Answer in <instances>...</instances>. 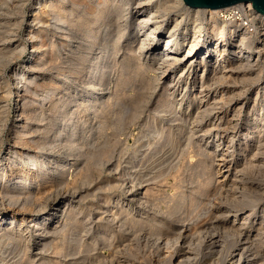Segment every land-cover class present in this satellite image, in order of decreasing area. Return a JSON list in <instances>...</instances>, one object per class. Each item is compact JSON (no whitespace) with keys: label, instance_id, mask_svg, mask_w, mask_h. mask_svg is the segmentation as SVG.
Here are the masks:
<instances>
[{"label":"rangeland","instance_id":"rangeland-1","mask_svg":"<svg viewBox=\"0 0 264 264\" xmlns=\"http://www.w3.org/2000/svg\"><path fill=\"white\" fill-rule=\"evenodd\" d=\"M101 2H104L106 4H110V3L115 4L118 1L117 0H38L36 2L35 0H0V74H1L0 75V85H1L0 92L2 91L0 95L3 93L4 96H7V98L5 99L4 96L1 95V97L2 96L3 97L2 99H0L1 100L0 101L1 102L0 103V148H1L0 157L5 156L7 158L9 156L8 159H4V163H3V168L6 170V174L4 175V177L0 178V205H1L0 214H4L3 212L6 209H10L8 214H12L16 216L17 218V221L14 224V229L12 228L9 230L7 229V226H4L1 228L2 230H0V234L2 235V236L0 235L1 237L0 245L5 246L6 243H8L7 238H9V243H8L9 246H7L1 252L0 264H4V263L11 264V262L13 264L14 263L15 264H60V263L61 264H94V263L95 264H108V262L109 264H115V263L116 264H119V263L120 264H124V263L125 264H208V263L209 264H230L231 260H233V257H235V255L239 254L240 252H243V249H245L246 247L248 249H246L245 255H243L244 256L242 259L243 262L245 261V259L248 258L251 264L252 263L253 264H257V263L264 264V241H263L264 238L263 240L261 239L262 237H264V224H263L264 216L261 217V213H262L261 210H263L264 208L263 204H261V203H264V200H263L264 199V183L260 182V180L264 182V177H263L264 175V161H263L264 160V155H263L264 148L263 147L264 146L261 147L260 144L257 143L256 144L257 151L254 149L250 153V154H253L254 152L256 156L249 158L250 156L249 155L248 156L249 159L246 156H244L243 158H236L235 156L234 157L228 156L227 153L221 152L223 148H224L223 150L227 149L226 151H230L226 145L228 141L230 140L229 138L231 137L232 132L235 129L233 125H230V124L228 125L230 119L233 118V113L236 112V110L242 105V109H241L242 112L240 111L237 113L236 119L238 123L237 126L240 124H243L245 122L244 113L246 110H249V108H251L253 99H255V97L256 98L258 97L257 100L260 99V95L263 92V86H264V62H262L263 60L262 61L258 60V62H255V64L253 63L252 66L247 68V67H244L245 61L243 57L234 58V59H232L230 56L226 57L220 68L224 71V75L227 77L225 78V80H223L220 83L217 81L214 82L213 80L210 81L211 83L208 82L207 89L209 90L210 93H209V97H205V101L207 99H209V101H212L210 100L211 93L216 92L217 96H220L218 98H221V96L226 95L222 97V99H224L223 101L225 102H223L224 104L220 103L219 105H217L216 106L217 109L215 108L216 110L213 109L210 113L200 118L201 116L197 114V112L191 111L189 112L190 114L186 113L183 110V107H184L183 105L180 107L179 111L177 110L174 111L175 109H173V106H177L178 101L180 97L183 95V93L181 95L180 93H176L171 98L170 96L167 95L166 92H164V89H166L165 87L170 77L167 78L165 77V75H162L160 77L159 75L161 74V69L157 70V66L151 63L149 64L146 60H143L142 58L133 60L132 58L133 52H136L137 47L140 45V40H142L147 33L143 30L141 32L137 30L138 35L137 34L134 35L133 32L129 33V36L131 37L130 40H127L131 42L129 45H126L123 42L125 40L124 38L125 36L122 38V40L118 42L117 44L118 48H116V54H114L115 58L114 56L110 58L109 65L107 64L106 66V71L102 72L103 75L99 78V80L102 81L101 84H102L103 91L101 90L102 94L96 97V100L101 97L100 100L98 101L94 100L95 102L93 101L90 104L88 97L84 98V101L82 98L85 95L84 93L85 90L87 89L84 86L87 84H83L81 82H83V79L87 80V78L93 76L91 74H93L94 66H91V69L88 73H86V70H84L85 72L83 73H79L75 77V82H73L71 79L69 80L70 81L69 86L73 84L75 86L74 88L76 89H75V93H72V95L68 96L67 101L64 102V106H66V110L68 111L70 110L71 106L69 103L72 99H74V97H76V94H78V96L79 95L81 96L80 99H78L77 101L78 103L80 102L84 104L85 106L90 105L92 106L91 109L93 110L90 113L89 112L86 113L84 112V108H81V112H80L81 114L79 113V116L78 115L75 116V118H73L69 123L70 125L73 122L80 123V126L78 127L80 131L79 133L77 132L78 134L77 137H79V141L77 142L76 145H73V147L75 148V151H72L70 148V145H71L70 143L74 142L73 141L74 138L68 139V137L65 134H60V135L57 134L58 129L56 127L58 126H56V124L57 123L60 124L61 122L65 121V118H67L68 116V111L66 114L61 116L60 119H58L57 123L52 121L53 118L49 114H47V112H44V113H41L40 118L31 120V122L28 124L29 129L34 132L32 134L31 140L33 142L35 141L37 144L32 143V141L30 140L31 142L28 143V146L26 147L30 148V150H35L34 152H37L38 155L40 156L44 155L43 154L44 151L46 152L49 151L50 155L54 157V161H56L58 158H61V157L67 158V159H76V160L78 159L79 161L75 163L76 165L70 169L64 170L63 172H61V174H50V175L46 174L44 177H41L40 178L41 180L36 182L34 185L29 187L28 189H24L23 192L20 193V195L18 194V196H15L16 201L12 205L6 202V199L8 198L7 195L12 194V190L8 186V183L9 181H11L12 177L19 176V175L13 174L15 172L14 170V168L16 167L15 164L19 163V160L24 158V155L23 156L16 155L15 157L10 156L12 150L20 149V147L16 148L12 146L13 144H16V142L19 141L20 139V138L16 139L15 134H16V131L21 130V124H24L25 121L30 117L32 113L31 112L32 110H31L27 112L24 117L18 116V113L15 112L16 106L14 105L16 103L15 97L13 96L14 95L13 92L15 90L12 89V87L16 84V78L19 76L20 73L24 72L27 69V64L29 63V61H31V59H34L35 57L38 56L37 53L33 52V47L31 46L32 44L31 40L34 39L35 41V38H36V42L51 41L52 46H54L53 52L50 51L48 53L47 60L45 62V67L40 68V72L45 71L44 73L42 72V75H46L45 78H43L40 83L43 82V84H45L48 81H50L54 84L52 87V90H50L47 93L48 97L47 96L45 97L47 100L49 96L52 95V91L54 92L58 90L59 78L63 77L64 75L72 74L79 65H82L81 63H85V66H83L84 68H89L90 62L87 61V57L84 53H87L88 51H90L91 46L89 47L87 46L86 49H84L85 43H83L84 41L79 43V38L85 39L88 36L87 23L89 22L90 19H93L92 9H95ZM137 2L138 0H133V2L131 1V4L129 5L130 9L128 10L129 13L126 16V19L125 18L123 20L120 19L121 25L126 24L127 26H135V25L137 26V24H135L136 19L132 16L134 13V10L137 7V4H136ZM65 3L67 4V7H71L72 9L75 8L76 10L77 9L83 10L82 12L77 13V14L82 15V16H79V18H81L83 22L78 24L79 25L78 26L77 25L78 18H74L71 15L66 16V18H68L70 21V26L72 27L74 25L75 33L69 34L67 40L64 42L61 40V37H63L64 35L63 29L58 28L57 26L60 24V22L54 21L55 19H53V17L55 16V13L59 11L58 9H60V7L64 5ZM34 5H38L35 10L32 9V6ZM83 5L85 6L83 7ZM228 12L229 11H226L220 14L221 18L230 19L231 14L230 12L229 13ZM35 13H37L38 15V18L36 20H34L31 17V15ZM117 14L119 15L118 12ZM203 17L206 18V15H204ZM242 21L246 22L245 19H242ZM13 22H14V25H13ZM247 25H248L247 26L248 33H246V37L248 39L246 38L245 40L246 43L245 42L244 43L246 45L253 47L252 49L257 50V45L258 46L261 44L263 45V42H264L263 41L264 40V24H261L260 26L255 27V26H252V24L249 22L247 23ZM123 26H121V28H123ZM172 26H173V22L171 21L168 23V26H165L161 29V31L156 35V37L160 39V41L165 40V38L167 37V33H168L167 30L171 28ZM249 27L251 28V30ZM190 28L193 29V25H191ZM12 31L15 32V34ZM40 31L44 32L45 34L38 35ZM191 31L192 30H188L185 36L178 37L177 39H175V41H178V43L184 40L182 45L178 46L179 48V52L177 54L178 56H181L185 53V46L191 40V33H192ZM8 36H9V41L7 40ZM112 36H114V39H115L117 38L118 33L113 32ZM204 36L207 38L209 35H204ZM100 39L102 41L105 40L104 43L107 42L106 41L107 37L106 36L104 37V33L102 34V37ZM88 40L91 41L92 37L91 38L88 37ZM202 41L204 40L200 38L194 44L200 43ZM28 46L30 47V50ZM80 47H84V48H80ZM104 47L105 46H102V53L100 54V57L101 56L103 57V55L105 54L103 52V50L105 49ZM151 47L153 46L150 45L149 48ZM194 47H197V46H194ZM221 48L222 47L217 48V50H215L213 54L216 55L220 53L223 50V48L222 49ZM231 48H228V49H231ZM130 50L131 52H129ZM89 55L95 56L93 51L88 52L87 56ZM29 56L31 58H28ZM68 57L70 58V64H67V67H65L66 66L65 61L68 59ZM162 57L163 56L160 57V60L162 62L167 59L165 56L163 58ZM6 58H8V60H6ZM51 59L53 60L51 61ZM106 59L107 58H104L101 64V67L104 65V62L106 61ZM168 64L166 62L163 63L161 65V68L164 69L165 66H167ZM232 65H233V68L231 67ZM241 65L243 67H241ZM227 66L229 67L228 70H227L228 68ZM153 67H155V69ZM237 68H240V70ZM180 69L181 67L180 68L175 67L173 71V75L175 76L177 74V70H180ZM112 74H114V76H112ZM199 74L201 73L198 72V75ZM247 74H249V76ZM229 75L230 77L232 76V78H229L228 80ZM232 79L238 80V81L236 82V81H233ZM94 80L95 79L92 80L93 84H95ZM196 80L197 82H199V76L196 77ZM24 81L25 80L23 79L22 82ZM188 81L186 84L187 87H189L190 85V80ZM197 82H195V85H203L204 79L202 82L201 81L199 83ZM238 82L240 83V85L238 84ZM252 82L253 83L255 82V83L253 84ZM153 84L155 87L153 86ZM2 85L4 86V88ZM182 88L180 89L181 92L183 91ZM195 89L197 91L198 87H196ZM93 90L94 89H92V91ZM255 91L258 92V95H256ZM195 92H192V93L190 92L188 94L187 93L185 94H187L189 97H192L191 99H193V96H195ZM211 97H213V95ZM228 100H229V103L227 104ZM28 101L29 99L27 97L21 100L22 108L27 107ZM32 106H33V112H35V109H37V112L43 109L42 106L41 107L38 105L36 106L32 105ZM122 111L124 113H122ZM119 112L122 113V115L121 114L119 115ZM187 117L188 119H186ZM184 118L186 120V123H182L184 122ZM85 120L87 122L84 124L83 122ZM99 120H102V121L100 122ZM218 124H219V127H218ZM189 125H191L190 126L191 128L189 127ZM204 126L205 127L207 126V129ZM196 127L198 130L195 129ZM179 130H180V133H177L179 132ZM191 131H192V137H191ZM239 131L240 132L238 133L240 134L243 131V129ZM160 134H162L163 136ZM46 135L54 137L55 141L49 144L48 146H46L47 150H42L43 147L40 145L39 141H41ZM201 135H202V139L199 138L201 137ZM143 136H145V138ZM215 136L217 138H215ZM196 138L198 139L196 140ZM209 138L211 140L214 139L213 141H217V142L221 141V142H218L219 144L221 143L220 144L221 146L218 147V149L213 148L214 147L212 146L213 143H210L211 140ZM180 139L181 140L183 139L182 142ZM185 139L188 144L184 142ZM67 140L70 141V143H68L69 145L66 144ZM262 141H263V138H262ZM183 142L185 145L186 144L187 145L185 146L184 144H182ZM196 142L199 144V146H197L198 144ZM172 143L174 144L172 145ZM152 144H154V147ZM174 147L176 149H174ZM158 149L160 150V152ZM172 149L175 151L174 153H172L173 152ZM200 149L203 151H201ZM22 152L24 153V151ZM196 153H199V154H196ZM247 153L248 152H246V154ZM260 153L261 154L263 153L262 157ZM219 157L221 158V160ZM244 163H246V165L248 164L247 170H245L246 167ZM56 164H60V163L56 161ZM252 164L254 166H252ZM239 166H242V167H239ZM213 169L216 171V173ZM262 169H263V172H262ZM258 170L262 172L261 174L263 175L260 176L259 174L260 172H258ZM233 171H236V173H234ZM245 172L246 174H248V177L245 175ZM55 173H57V171ZM249 177H250V180L252 181L248 179ZM211 178L214 179L216 183L214 182L215 184L213 183V185H211V188L203 190L202 185L206 181H208V179H211ZM244 178L247 180V182L246 180H244ZM12 181H20V179L19 178L13 179ZM220 182H222L223 184ZM232 184L235 187L232 186ZM219 185L221 188H219ZM226 185L228 188L226 187ZM217 187L219 188V190ZM225 187L227 188V190ZM249 188H251V190H249ZM262 188H263L262 190L263 192L261 193ZM245 189H247L246 194L249 193L247 197L246 195L245 197L242 196V193L245 191ZM237 190L239 192H237ZM214 191H216L215 194H214ZM231 191H233L234 193L232 192L233 194H231L230 193ZM27 192L30 196L27 194ZM251 193L253 196H252V199H249V196L251 195ZM236 194L239 195V198H240L239 201L237 200L238 196ZM254 197L257 201L262 197L261 202L260 201L257 202L254 199ZM245 198L247 200H245ZM231 200H233L232 203H231ZM244 201H247V202L249 201V203L247 202L245 203ZM221 202H224V204H222ZM226 202H228V205L226 204ZM209 203L212 205H210ZM234 203L238 207L234 205ZM241 203L243 205L245 204L244 205L245 207H243ZM33 207L35 208L34 210H33ZM98 207H99V210H98ZM155 208H156V211H155ZM233 208H235L237 211H235ZM172 209L174 210V213L172 212L173 211ZM227 209L229 211H227ZM61 210H62V213H60ZM103 210L105 211V213ZM223 212L226 213L227 215L224 214ZM248 212L249 213L252 212L253 214H251V216H249L248 219H246L247 216L249 215ZM63 213H65L64 217H63ZM217 213L218 214L220 213L218 217H217L218 215ZM222 213L224 216L222 215ZM38 215L41 216V218L50 219L47 222V224L49 223L47 225L48 226L46 230L47 232L45 231L46 242L48 241L49 245L48 243H46L47 245H45L44 247L41 245H39L40 247L34 246L35 238H37V236L39 235V228L33 226L34 223L32 222V217L38 216ZM115 215L116 217H114ZM185 216H187L186 217L187 219H184ZM172 217L174 221H172ZM211 218L213 219V221ZM243 220L245 221L246 225L243 222ZM61 221L63 222V224ZM182 221L183 222L185 221V222L183 223ZM123 223L125 225L121 227V224ZM126 223L129 225H127ZM229 224L231 225L229 226ZM138 225L140 228L137 227L138 229L137 231L136 226ZM217 225H218V228H217ZM238 225H240V227ZM208 226H210L211 228ZM186 227L187 229H184ZM227 227H230L231 230L233 231L230 232L231 230L227 229ZM56 228H57V231H54L56 230ZM224 228H225V231H224ZM49 229H51L50 232H48ZM170 229H171V232H170ZM219 230H221L223 233H221ZM9 231L10 232L14 231V233H12V235L9 236V233H8ZM105 231H108L109 233L107 234V236L105 235ZM174 233H175V236H174ZM189 233L194 234V235L191 236ZM212 233H214V235ZM131 234H132V237H131ZM161 234L163 235V237L161 236ZM195 234H197L196 236H199V237H196ZM20 235L24 239L23 242L16 241V239ZM252 236L255 238H252ZM81 237H83L84 240L83 238L81 239ZM172 237H173V241H172ZM213 237H214V240H213ZM243 237L246 240H248L247 243L246 241H244L245 239ZM5 238H6V241H5ZM29 238L31 239L29 240ZM177 238L178 240L176 241ZM251 238H252L253 243L251 241ZM236 239L238 242L236 241ZM241 240L243 241L241 242ZM229 241H230V244H229ZM239 241L241 243H239ZM187 242L188 244H186ZM221 242L224 244H222ZM261 242L263 244H261ZM12 243L17 244L18 246L17 245L14 246ZM66 243L68 246L66 245ZM92 243L93 245L96 243L95 245L97 247L95 245L94 247L92 246V252H90ZM103 243H106V245ZM121 243H124V244H121ZM231 243H234V248L233 246H231ZM128 244H130L129 247H128ZM225 244H226V247H225ZM246 244H249V245H246ZM23 245L25 247H23ZM75 245L77 247H75ZM229 245L230 247H232V249L229 247ZM13 247H14V250L12 249ZM41 247H43L44 250ZM113 247L116 249L113 250ZM19 248L23 249L21 250L22 254ZM28 248L30 249V251ZM48 248L49 250L47 252L46 249ZM166 250L169 252H167ZM188 250L192 253L188 252ZM10 251L12 252V255ZM70 251L72 255H70ZM115 252L118 253L119 255L116 254ZM129 253L132 256H130ZM168 253H171L172 255L171 254L168 255ZM15 254H16V257L14 256ZM55 254L58 256H55ZM111 254H113V256ZM219 255H221V257H219ZM90 256H92V258ZM100 256L102 258H100ZM186 256L188 257V260L186 259L187 258ZM112 257L116 259L115 262ZM164 257H166L167 259L165 260ZM169 257L170 259H168ZM179 257L180 258L182 257V258L180 259ZM11 258H13L14 261ZM223 258L225 259L223 260ZM118 260L120 261L118 262Z\"/></svg>","mask_w":264,"mask_h":264},{"label":"bare ground","instance_id":"bare-ground-1","mask_svg":"<svg viewBox=\"0 0 264 264\" xmlns=\"http://www.w3.org/2000/svg\"><path fill=\"white\" fill-rule=\"evenodd\" d=\"M36 2L38 0H35ZM118 2H116L115 4L114 3H110V4H106L104 2H101L95 9H92V18L93 19H90L89 22L87 23V34L88 36L84 39H81L79 38V43L84 41L83 43H85V48L84 47H80V48H84L86 49V47L88 46H91V50L90 51H93L94 52V55L96 56H87L88 51L87 53H84L87 57V61H89V68H84L83 66H85V63H81L82 65H79L75 71L70 74V75H64L63 77L59 78V85H58V90L57 91H52V95L49 96V98L46 100V96H47V93L52 90V87H53V83L48 81L47 83L43 84L40 83L42 81L43 78H45L46 75H42V72L44 73L45 71H42L40 72V68H43L45 67V62L47 60V56H48V53L51 51L53 52V47L52 46V42L51 41H45V42H36V38H35V41L34 39L31 40L32 44L31 46L33 47V52L37 53L38 56L35 57L34 59H31V61H29V63L27 64V69L20 73L19 76L16 78V84L12 87L13 90H15L13 92V96L15 97V112L18 113V116L20 117H24L26 115L27 112L31 111V115L30 117L25 121L24 124H21V130L19 131H16V134H15V138L19 139V141L16 142V144H13L12 146L13 147H16V148H19L18 150L14 149L11 151V154L10 156H13L15 157L16 155H19V156H23L24 155V158L23 159H20L19 160V163H16V167L14 168L15 172L13 173L14 175H19V176H14L12 177L11 181H9L8 183V186L10 187V189L12 190V194H9L7 195L8 198L6 199V202L10 205H12L15 201H16V197L15 196H18V194L20 195V193L23 192L24 189H28L29 187H31L32 185H34L36 182H38L39 180H41L40 178L41 177H44L46 174H61V172H63L64 170L66 169H70L72 167H74L77 163V161H79L78 159H67V158H58L56 161H58L60 164H56V161H54V157L50 155V152L49 151H44V155L43 156H40L38 155L37 152H34L35 150H30V148L26 147L28 146V143H30L32 140V134L34 133L32 130L29 129V126L28 124L31 122V120H34L36 118H40L41 117V113H44V112H47V114H49L53 119L52 121L53 122H56L58 121V119L61 118V116H63L64 114L67 113L68 110H66V106H64V102L67 101L68 99V96L72 95V93H75V89L74 88L75 86L72 84L71 86H69V83H70V79L75 82V77L79 74V73H83L85 72L84 70H86V73H88L91 69V66H94V69H93V75L92 77H89L87 78V80L83 79V84H87L85 85L84 87L87 88L85 90V95L82 97L83 98V101H84V98L88 97L89 98V103L91 104L94 100L95 101H98L101 99V97L99 99L96 100V97H98L99 95L102 94V81L99 80V78L103 75L102 72H105L106 71V66L107 64L109 65V61H110V58L112 56H114L115 58V55L116 54V48L117 47V44L120 40H122V38L124 37L125 40L123 41L126 45H129L131 42L127 41V40H130V36H129V33H134L138 35V31L141 32L142 30L147 32L146 35L144 36V38L142 40H140V45L137 47V50L136 52H133L132 54V58L133 60H137L139 58H142L143 60H146L149 64H154L155 66H157V70L158 69H161V74L159 75L160 77L162 75H165V77H170L167 85H166V89H164V92L167 93L168 96H170L171 98L173 97L174 94L176 93H180V95L183 93V95L180 97L179 101H178V104L177 106H173V109H175L174 111H179L180 110V107L183 105V110L186 112V113H189L191 111H194V112H197V114H199L202 118L204 115L210 113L213 109L216 108L217 105H219L220 103H223L225 101H223L224 99H222V97L226 96H221V98H218L220 96H217V93L214 92V93H211V96L213 95V97L210 96V100L212 101H209V99H207L205 101V97H209V90L207 89L208 87V82L210 81H217V82H222L223 80H225V78L227 76L224 75V71L220 68L221 65L223 64L224 60L226 57L230 56L232 59L234 58H239V57H243L244 58V61H245V65L244 67H247L249 68L250 66L253 65V63L255 64V62H258V60L264 62V42H263V45H257V50H254L252 49L253 47L249 46V45H246L245 43V40H246V33H248V25H244L242 22L240 23H237V21H232L231 19H227V18H221L220 14H222L223 12H226V11H231L239 6H241L242 4H247L250 8V12L248 13H245L243 16L245 17V20H246V23H251L252 26H260L261 24H264V15L262 14H259L258 12H256L253 8H252V5L251 3L247 2V3H241V4H237L235 6H232V7H229V8H224V9H219V10H208V9H192V8H189L187 6L184 5L183 3V0H138V2L136 3L137 4V7L136 9L134 10V13H133V17L136 19L135 20V24H137V26H127L126 24H123L121 25L120 24V19H126V16L127 14L129 13V9H130V4H131V1L133 2V0H117ZM109 2V1H108ZM86 4V3H85ZM11 6V5H10ZM38 5H34L32 6V9H36ZM85 5H83L84 7ZM84 9V8H83ZM59 11L55 13V16L53 17V19H55L54 21H58L60 22L58 26V28H61L63 29V37H61V40L62 41H66L67 38H68V35L69 34H72V33H75V29H74V25L71 27L70 26V21L68 18H66L67 15H71L72 17L74 18H78L77 20V25L82 23V19L79 18V16H82L81 14H77V13H80L82 12L83 10L82 9H75V8H71V7H67V4L65 3L64 5H62L60 7V9H58ZM43 12V11H42ZM117 12L119 13V15L117 14ZM87 13V12H86ZM28 14V13H27ZM84 15V14H83ZM206 15V18H204L203 16ZM31 17L36 20L38 18V15L37 13L35 14H32ZM84 17V16H83ZM129 19V18H128ZM207 19V20H206ZM30 20V19H29ZM206 20V21H205ZM17 21V20H16ZM15 21V22H16ZM173 22V26L171 28H169L167 31V37L165 38V40H162L160 41V39H158L156 37V35L161 31V29L165 26H168V23L169 22ZM10 22V21H9ZM11 24V23H10ZM44 24V23H43ZM13 25H14V22H13ZM86 25V24H85ZM172 25V24H171ZM193 25V29L190 28V26ZM11 26V25H10ZM79 26V25H78ZM121 26H123V28H121ZM250 26V25H249ZM35 27V26H34ZM33 27V28H34ZM15 28V27H14ZM250 28V27H249ZM253 28V27H252ZM48 29V28H47ZM128 29V30H127ZM9 30V29H8ZM7 30V31H8ZM34 30V29H33ZM138 30V31H137ZM188 30H192L191 32V40L190 42H188V44H186L185 46V53L181 56H178V52H179V48L178 46L182 45L183 41H180L178 43V41H175V39H177L178 37H183L187 34V31ZM251 30V28H250ZM249 30V31H250ZM15 31V30H14ZM10 32V31H9ZM13 32V31H12ZM29 32V31H28ZM106 32V33H105ZM113 32L115 33H118V36L117 38L114 39V36H112ZM15 34V32H13ZM25 33V32H24ZM77 33V32H76ZM104 33V37L106 36L107 37V42L102 41L100 38L102 37V34ZM45 34L44 32L40 31L38 35H43ZM145 34V33H144ZM9 35V34H7ZM28 35V33H27ZM37 35V36H38ZM86 35V34H85ZM204 35H209L207 38L204 36ZM46 36V35H45ZM48 36V35H47ZM189 36V34H188ZM6 37V36H5ZM4 37V38H5ZM12 37V36H11ZM88 37L91 38L92 37V40L89 41L88 40ZM135 37V36H134ZM203 37V38H202ZM14 38V36H13ZM34 38V36H33ZM203 39L205 41H202L200 43H197V44H194L198 41V39ZM11 39V38H10ZM23 39V38H22ZM38 39V37H37ZM44 39V38H43ZM46 39V38H45ZM248 39V38H247ZM6 40V39H5ZM7 40L9 41V36L7 38ZM29 41V40H28ZM39 41V40H38ZM264 41V40H263ZM27 42V40H26ZM57 42V41H56ZM245 42V43H244ZM4 43V42H3ZM22 43V42H21ZM104 43V44H103ZM122 43V42H121ZM253 43V42H251ZM26 44V43H24ZM62 44V43H61ZM65 44V43H64ZM74 44V43H73ZM151 46L155 47H151ZM102 46H105L103 52L104 55L103 57L101 56L100 57V54L102 53ZM194 46H197V47H194ZM29 47V46H28ZM124 47V46H123ZM183 47V46H182ZM222 47L223 50L218 53V54H213L215 50H217V48H220ZM232 47V48H231ZM18 48V46H17ZM128 48V47H127ZM131 48V47H130ZM181 48V47H180ZM221 48V49H222ZM228 48H231V49H228ZM14 49V47H13ZM101 49V50H100ZM29 50H30V47H29ZM57 51V50H56ZM77 51V50H76ZM123 51V49H122ZM135 51V50H134ZM131 52V50L129 51ZM128 53V51H127ZM12 55V54H11ZM60 55V54H59ZM118 55V54H117ZM4 56V55H3ZM53 56V55H52ZM70 56V55H69ZM105 56V57H104ZM161 56H165L167 59L165 61H161L160 60V57ZM162 57V58H163ZM28 58H31L30 56ZM59 58V57H58ZM104 58H107L106 61L104 62V65L101 67V64L104 60ZM161 58V59H162ZM165 59V58H164ZM228 59V58H227ZM231 59V61H232ZM6 60H8V58H6ZM53 59H51L52 61ZM114 61V60H113ZM157 61V62H156ZM239 61V60H238ZM162 62V63H161ZM169 63L167 66H163L164 69L161 68V65L163 63ZM230 62V61H229ZM240 62V61H239ZM66 63V66L67 67V64H70V58L68 57V59L65 61ZM126 63V62H125ZM232 63V62H231ZM238 63V62H237ZM241 63V62H240ZM239 63V64H240ZM17 64V63H16ZM143 64V63H142ZM147 64V63H145ZM233 64V63H232ZM61 65V64H60ZM236 65V64H235ZM21 66V65H20ZM26 66V65H25ZM75 66V65H74ZM149 67V66H148ZM177 67V68H180V70H177V76L173 75V71H174V68ZM228 67V66H227ZM233 68V65L231 66ZM236 67V66H235ZM238 67V65H237ZM241 67H243L241 65ZM9 68V67H8ZM11 68V67H10ZM131 68V67H130ZM155 69V67H153ZM152 68V69H153ZM60 69V68H59ZM65 69V68H63ZM72 69V68H71ZM229 69V67L227 68V70ZM240 70V68H237ZM5 70V69H4ZM120 70V69H119ZM136 70V69H135ZM218 70V71H217ZM231 70V69H230ZM233 70V69H232ZM115 71V70H114ZM121 71V70H120ZM133 71V70H132ZM156 71V70H155ZM160 71V70H159ZM238 71V70H237ZM53 72V71H52ZM72 72V71H71ZM198 72L201 73L198 75ZM249 72V71H248ZM40 73V74H39ZM120 73V72H119ZM133 74V73H132ZM1 75V74H0ZM234 75V74H233ZM236 75V74H235ZM249 76V74H247ZM4 76V75H3ZM58 76V75H57ZM112 76H114V74H112ZM152 76V75H151ZM199 76V82L203 81L204 79V84L203 85H195V82H197L196 80V77ZM205 76V78H204ZM247 76V77H248ZM149 77V76H148ZM157 77V76H156ZM238 77V76H237ZM241 77V76H239ZM252 77V76H251ZM131 78V77H130ZM229 78H232V76L228 77V80ZM25 80L24 82H22V80ZM95 79V84H93L92 80ZM124 79V78H123ZM234 79V78H233ZM232 79V80H233ZM236 79V78H235ZM238 79V78H237ZM242 79V78H241ZM35 80V81H34ZM190 80V85L189 87H187V81ZM245 80V78H244ZM243 80V82H244ZM34 81V82H33ZM122 81V80H121ZM233 81H238V80H233ZM6 82V81H5ZM77 82V81H76ZM160 82V81H159ZM189 82V81H188ZM197 82V83H199ZM229 82V81H228ZM235 82V83H236ZM11 83V82H10ZM110 83V82H109ZM124 83V82H123ZM150 83V82H149ZM211 83V82H210ZM253 83V82H252ZM255 83V82H254ZM253 83V84H254ZM7 84V83H6ZM148 84V83H147ZM206 84V85H205ZM223 84V83H222ZM227 84V83H226ZM231 84V82H230ZM234 84V83H233ZM237 84V83H236ZM238 84L240 85V83L238 82ZM258 84V82H257ZM99 85V86H98ZM184 85V86H183ZM186 85V86H185ZM195 85V86H194ZM220 85V84H219ZM1 86V85H0ZM3 86V85H2ZM5 86V84H4ZM3 86V88H4ZM154 86V84H153ZM10 87V88H11ZM83 87V88H84ZM115 87V86H114ZM155 87V86H154ZM183 87V88H182ZM196 87H198L197 91H196ZM260 87V86H259ZM183 89V91L181 92L180 89ZM245 88V87H244ZM1 89V87H0ZM92 89H94L92 91ZM112 89V88H111ZM155 89V88H154ZM9 90V89H8ZM102 90V91H101ZM141 90V89H140ZM148 90V89H147ZM235 90V89H234ZM196 91V92H195ZM224 91V90H223ZM2 92V91H1ZM0 92V93H1ZM162 92V91H161ZM192 93V92H195V96H193V99H191L192 97H189L187 94L188 93ZM229 92V91H228ZM237 92V91H236ZM12 93V92H11ZM187 93V94H185ZM221 93V92H220ZM235 93V92H234ZM256 95H258V92L255 91ZM82 94V93H81ZM164 94V93H162ZM224 94V93H223ZM230 94V93H229ZM1 95L4 96V94L2 93ZM0 95V97H1ZM10 95V94H8ZM149 95V94H148ZM179 95V96H180ZM221 95V94H220ZM238 95V94H237ZM241 95V94H240ZM243 95V94H242ZM2 96V97H3ZM178 96V95H177ZM230 96V95H229ZM2 97L0 99H2ZM28 98L29 101H28V105L27 107H23L22 108V105H21V100L24 99V98ZM48 97V96H47ZM80 95L78 96V94H76V97H74V99H72L70 101V110L68 111V116L67 118H65V121L64 122H61L60 124L57 123L56 127L58 129L57 131V134H65L68 139H71V138H74L72 143H70L69 140H67V143H70V148L72 151H75V148L73 147V145H76L77 142L79 141V137H77V132L79 133L80 129L78 128L80 126V123H72L71 125L69 124L70 121L75 118V116H79V113L81 112V108H84V112H92L93 110L91 109L92 106L90 105H87L85 106L84 104L82 103H78V99H80ZM106 97V96H105ZM4 98L6 99L7 96H4ZM3 98V99H4ZM144 98V97H143ZM177 98V97H176ZM236 98V96H235ZM147 99V98H146ZM175 99V98H174ZM258 97L255 99H253V102H252V105H251V108H249V110H246L245 111V122L243 124H240L237 126V113L241 111L242 109V105L241 107H239L236 112L233 113V118L230 119L228 125H233L234 126V131L232 132L231 134V137L229 138L230 140L228 141L227 143V148L230 150V151H226V150H221L222 153H227L228 156H232V157H236V158H243L244 156H246L248 158H251V157H254L256 156L253 152V154H250L254 149L257 151L256 149V144H260L261 147L264 146V86H263V92L261 93L260 95V99L257 100ZM168 100V99H167ZM171 100V99H170ZM1 101V100H0ZM94 101V102H95ZM135 101V100H134ZM146 101V100H145ZM169 101V100H168ZM174 101V100H173ZM232 101V100H231ZM107 102V101H106ZM114 102V101H112ZM150 102V101H149ZM161 102V101H160ZM171 102V101H170ZM175 102V101H174ZM263 102V104H262ZM1 103V102H0ZM5 103V102H3ZM35 103V104H34ZM86 103V102H85ZM164 103V102H163ZM169 103V102H168ZM167 103V104H168ZM229 103V100L227 101V104ZM43 104V105H42ZM82 104V105H81ZM224 104V103H223ZM243 104V103H242ZM261 104V105H260ZM42 106L43 109H41V111H38L37 112V109H35V112H33V106ZM100 105V104H99ZM174 105V104H173ZM5 106V105H4ZM3 106V107H4ZM13 106V105H12ZM45 107V108H44ZM127 107V106H126ZM172 107V106H171ZM177 107V108H176ZM226 107V105H225ZM10 108V107H8ZM96 108V107H95ZM228 108V106H227ZM262 108V109H260ZM127 109V108H126ZM217 109V108H216ZM215 109V110H216ZM39 110V109H38ZM124 110V109H123ZM157 110V109H156ZM222 110V109H221ZM127 111V110H126ZM154 112V111H153ZM169 112V111H168ZM184 112V113H185ZM233 112V111H232ZM242 112V111H241ZM34 113V114H33ZM113 113V112H112ZM116 113V112H115ZM122 113H124L122 111ZM122 113L119 112V115ZM166 113V112H165ZM164 113V114H165ZM216 113V112H215ZM4 114V113H3ZM81 114V113H80ZM177 114V113H176ZM190 114V113H189ZM232 114V113H231ZM43 115V114H42ZM187 115V114H186ZM241 115V114H240ZM152 116V115H151ZM165 116V115H164ZM215 116V114H214ZM217 116V115H216ZM219 116V114H218ZM46 117V116H45ZM115 117V116H114ZM120 117V116H119ZM150 117V116H149ZM173 117V116H171ZM170 117V118H171ZM79 118V117H78ZM77 118V120H78ZM82 118V116H81ZM92 118V117H91ZM117 118V116H116ZM121 118V117H120ZM147 118V117H146ZM157 118V117H156ZM181 118V117H179ZM219 118V117H218ZM222 118V117H221ZM230 118V116H229ZM240 118V117H239ZM23 119V118H22ZM166 119V118H165ZM173 119V118H172ZM188 119V117L186 118ZM191 119V118H190ZM195 119V118H194ZM212 119V118H211ZM80 120V119H79ZM116 120V119H115ZM169 120V119H168ZM181 120V119H179ZM42 121V120H41ZM100 122L102 120H99ZM150 121V120H149ZM155 121V120H154ZM161 121V120H160ZM190 121V120H189ZM188 121V122H189ZM209 121V120H208ZM211 121V120H210ZM242 121V120H241ZM87 121L85 120L83 123L85 124ZM91 122V121H90ZM119 122V120H118ZM171 122V120H170ZM173 122V121H172ZM180 122V121H179ZM213 122V121H212ZM224 122V121H223ZM8 123V122H7ZM98 123V122H97ZM145 123V122H144ZM161 123V122H160ZM166 123V122H165ZM169 123V122H168ZM182 123H186V120L184 118V122ZM181 123V124H182ZM192 123V122H191ZM195 123V122H193ZM202 123V122H201ZM200 123V124H201ZM12 124V123H11ZM162 124V123H161ZM213 124V123H212ZM20 125V124H19ZM49 125V124H48ZM143 125V124H142ZM160 125V124H159ZM179 125V124H177ZM185 125V124H184ZM199 125V124H197ZM211 125V124H210ZM215 125V124H214ZM217 125V124H216ZM227 125V124H226ZM5 126V125H4ZM95 126V124H94ZM98 126V125H97ZM119 126V125H118ZM173 126V125H172ZM191 125H189L190 127ZM221 126V125H220ZM52 127V126H51ZM102 127V126H101ZM168 127V126H167ZM176 127V126H175ZM182 127V126H181ZM205 127V126H204ZM209 127V126H208ZM211 127V126H210ZM218 127H219V124H218ZM222 127V126H221ZM170 128V127H169ZM168 128V129H169ZM173 128V127H172ZM187 128V127H186ZM191 128V127H190ZM199 128V127H198ZM207 129V126L205 127ZM225 128V126H224ZM8 129V128H7ZM32 129V127H31ZM44 129V128H43ZM149 129V128H148ZM152 129V128H151ZM154 129V128H153ZM180 129V127H179ZM188 129V128H187ZM197 129V127L195 128ZM202 129V128H201ZM204 129V128H203ZM205 129V131H206ZM232 129V127H231ZM230 129V131H231ZM243 129V131L239 134L238 132H240L239 130ZM38 130V129H37ZM87 130V129H86ZM184 130V129H182ZM198 130V129H197ZM193 131V130H192ZM192 131H191V137H192ZM201 131V130H200ZM203 131V130H202ZM36 132V131H35ZM88 132V131H87ZM98 132V131H97ZM102 132V131H101ZM171 132V131H170ZM174 133V132H173ZM177 133H180V130L179 132ZM194 133V132H193ZM201 133V132H200ZM211 133V132H210ZM156 134V133H155ZM175 134V133H174ZM184 134V132H183ZM188 134V133H186ZM202 134V133H201ZM218 134V133H217ZM85 135V134H84ZM153 135V134H152ZM162 135V134H160ZM169 135V134H168ZM207 135V134H206ZM215 135V134H214ZM213 135V137H214ZM230 135V134H229ZM55 136V135H54ZM155 136V135H154ZM163 136V135H162ZM171 136V135H170ZM174 136V135H172ZM178 136V135H177ZM196 136V135H195ZM198 136V135H197ZM205 136V135H204ZM219 136V135H218ZM145 138V136H143ZM152 137V136H151ZM158 137V136H157ZM180 137V136H179ZM183 137V136H182ZM225 137V136H224ZM88 138V137H87ZM167 138V137H166ZM169 138V137H168ZM178 138V137H177ZM186 138V137H185ZM202 139V135L201 137H199ZM215 138H217L215 136ZM262 138H263V141H262ZM93 139V138H92ZM160 139V138H158ZM173 139V138H172ZM188 139V138H187ZM198 138H196L197 140ZM210 139V138H209ZM219 139V138H218ZM31 140V141H30ZM169 140V139H168ZM176 140V139H174ZM181 140V139H180ZM183 140V139H182ZM181 140V142H182ZM190 140V138H189ZM211 140V139H210ZM214 139H212L210 141V143H213L212 146H214L213 148H216L218 149V147H220L221 143L219 144L218 142H221V141H213ZM55 141V138L54 137H51V136H48L46 135L40 142V145L43 147L42 150H47L46 149V146H48L49 144L53 143ZM93 141V140H92ZM95 141V140H94ZM155 141V140H154ZM158 141V140H157ZM38 142V141H37ZM58 142V141H57ZM61 142V141H60ZM86 142V141H85ZM185 143L186 142V139L184 141ZM184 142L182 144H184ZM32 143L34 144H37L35 141ZM89 143V141H88ZM197 143V142H196ZM200 143V142H199ZM24 144V145H23ZM91 144V142H90ZM146 144V143H145ZM149 144V143H148ZM174 143H172L173 145ZM176 144V143H175ZM188 144V143H187ZM186 144V145H187ZM198 144V143H197ZM69 145V144H68ZM89 145V144H88ZM151 145V143H150ZM153 147H154V144H152ZM171 145V143H170ZM185 145V144H184ZM185 145V146H186ZM81 146V145H80ZM149 146V145H148ZM168 146V144H167ZM199 146V144L197 145ZM82 147V146H81ZM166 147V146H165ZM180 147V146H179ZM149 148V147H148ZM161 148V147H160ZM177 148V146H176ZM174 147V149H176ZM264 148V147H263ZM1 149V148H0ZM154 149V148H152ZM215 149V150H216ZM159 150V149H158ZM170 150V149H169ZM201 150V149H200ZM19 151V152H18ZM24 151V153L21 152ZM85 151V150H84ZM98 151V150H97ZM162 151V150H161ZM172 153H174L175 151L172 149ZM203 151V150H201ZM259 151V150H258ZM155 152V151H154ZM160 152V150H159ZM197 152V151H196ZM207 152V151H206ZM246 152H248L246 154ZM99 153V152H98ZM151 153V152H150ZM167 153V152H166ZM165 153V154H166ZM169 153V151H168ZM212 153V152H210ZM196 154H199V153H196ZM201 154V153H200ZM205 154V153H204ZM215 154V153H214ZM258 154V153H257ZM261 154V153H260ZM263 154V153H262ZM261 154V157L264 155ZM91 155V154H90ZM140 155V154H139ZM160 155V154H159ZM164 155V153H163ZM259 155V154H258ZM257 155V156H258ZM50 156V157H49ZM85 156V155H83ZM88 156V155H86ZM152 156V154H151ZM203 156V155H202ZM205 156V155H204ZM207 156V155H206ZM260 156V155H259ZM9 157V156H8ZM8 157L6 158L5 156L4 157H0V178L1 177H4V175L6 174V170L3 168V163H4V159H8ZM148 157V156H147ZM221 157V156H220ZM219 157V158H220ZM138 158V157H137ZM218 158V159H219ZM222 158V157H221ZM220 158V160H221ZM248 158V159H249ZM256 158V157H255ZM19 159V157H18ZM150 159V157H149ZM209 159V158H208ZM224 159V158H223ZM155 160V159H154ZM198 160V159H197ZM217 160V159H216ZM218 160V161H220ZM226 160V159H225ZM233 160V159H232ZM256 160V159H255ZM10 161V160H9ZM130 161V160H129ZM149 161V160H148ZM157 161V160H156ZM167 161V160H166ZM213 161V160H212ZM249 161V160H248ZM264 161V160H263ZM94 162V161H93ZM152 162V161H151ZM231 162V161H230ZM239 162V161H238ZM247 162V161H246ZM260 162V161H259ZM134 163V162H133ZM149 163V162H148ZM154 163V162H153ZM175 163V162H174ZM205 163V162H204ZM203 163V164H204ZM221 163V162H220ZM242 163V162H241ZM87 164V163H86ZM91 164V163H90ZM132 164V163H131ZM152 164V163H151ZM176 164V163H175ZM207 164V163H206ZM214 164V163H213ZM217 164V163H216ZM219 164V163H218ZM230 164V163H229ZM88 165V164H87ZM243 165V164H242ZM245 165V170H247V166L248 164L246 165V163H244ZM251 165V163H250ZM263 165V164H261ZM162 166V165H161ZM187 166V165H186ZM210 166V164H209ZM252 166H254L252 164ZM79 167V166H78ZM77 167V168H78ZM85 167V166H84ZM208 167V165H207ZM239 167H242V166H239ZM238 167V168H239ZM9 168V166H8ZM132 168V167H131ZM130 168V169H131ZM157 168V167H156ZM161 168V167H160ZM224 168V167H223ZM253 168V167H252ZM257 168V167H256ZM255 168V169H256ZM90 169V168H89ZM154 169V168H153ZM152 169V170H153ZM237 169V168H236ZM249 169V168H248ZM87 170V169H86ZM155 170V169H154ZM214 170V169H213ZM228 170V169H227ZM232 170V169H231ZM244 170V169H243ZM257 170V169H256ZM255 170V171H256ZM12 171V170H11ZM57 171V173H55ZM202 171V170H201ZM215 171V170H214ZM87 172V171H86ZM151 172V171H150ZM206 172V170H205ZM211 172V171H210ZM220 172V171H219ZM232 172V171H231ZM234 173H236V171H233ZM258 172H260L258 170ZM262 172H263V169H262ZM262 172H260V176L263 175L261 174ZM9 173V172H8ZM154 173V172H153ZM151 173V174H153ZM200 173V172H199ZM216 173V171H215ZM149 174V173H148ZM207 174V173H206ZM218 174V173H217ZM240 174V173H238ZM244 174V173H243ZM252 174V173H251ZM258 174V173H257ZM9 175V174H8ZM7 175V176H8ZM219 175V174H218ZM217 175V176H218ZM232 175V174H231ZM234 175V174H233ZM245 175L248 177V174H246L245 172ZM203 176V174H202ZM86 177V176H85ZM84 177V178H85ZM246 177V178H247ZM264 177V175H263ZM19 178L20 181H12L13 179H17ZM79 178V177H78ZM83 178V179H84ZM135 178V177H134ZM159 178V177H158ZM209 178V176H208ZM239 178V177H238ZM241 178V177H240ZM218 179V178H217ZM221 179V178H220ZM235 179V178H233ZM250 180V177L248 178ZM261 179V178H260ZM82 180V179H81ZM86 180V179H85ZM129 180V179H128ZM232 180V179H231ZM237 180V178H236ZM244 180H246L244 178ZM79 181V180H77ZM132 181V180H131ZM139 181V180H138ZM137 181V182H138ZM218 181V180H217ZM252 181V180H250ZM216 183V181L214 179H208V181H206L203 185H202V189L203 190H206V189H209L211 188V185H213V183ZM247 182V180H246ZM259 182V180H258ZM260 182L264 183L263 181L260 180ZM90 183V182H89ZM214 183V184H215ZM218 183V182H217ZM222 183V182H220ZM232 183V181H231ZM257 183V182H256ZM46 184V183H45ZM223 184V183H222ZM229 184V183H228ZM227 184V185H228ZM234 184V183H233ZM232 184V186H234ZM243 184V182H242ZM221 185V184H220ZM219 185V188H221ZM226 185V187H227ZM247 185V184H246ZM245 185V186H246ZM255 185V184H254ZM258 185V184H257ZM263 185V184H262ZM42 186V185H41ZM218 186V185H217ZM223 186V185H222ZM231 186V188H232ZM239 186V185H238ZM260 186V185H259ZM258 186V188H259ZM52 187V186H51ZM50 187V188H51ZM58 187V186H57ZM214 187V186H213ZM225 187V188H226ZM230 187V186H229ZM235 187V186H234ZM237 187V185H236ZM54 188V187H53ZM216 188V186H215ZM218 188V187H217ZM218 188V190H219ZM228 188V187H227ZM226 188V190H227ZM47 189V188H46ZM223 189V188H222ZM242 189V188H241ZM59 190V189H58ZM128 190V189H127ZM217 190V189H216ZM217 190V191H218ZM224 190V189H223ZM230 190V189H229ZM228 190V191H229ZM235 190V189H234ZM247 189H245L246 191ZM249 190H251V188H249ZM260 190V189H259ZM263 188L261 189V193L263 192L262 191ZM244 191V192H245ZM19 192V193H17ZM216 191H214V194H215ZM222 192V191H221ZM226 192V191H225ZM224 192V193H225ZM233 191H231L230 193H232ZM237 192H239L237 190ZM243 192V193H244ZM249 192V191H248ZM251 192V191H250ZM2 193V192H1ZM6 193V191H5ZM142 193V192H141ZM212 193V192H211ZM209 193V194H211ZM220 193V192H219ZM227 193V192H226ZM229 193V192H228ZM229 193V194H230ZM241 193V192H240ZM242 193V196L247 197L248 194L247 191L244 193L243 195ZM3 194V193H2ZM28 194V192H27ZM26 194V196H27ZM81 194V193H80ZM79 194V195H80ZM238 194V193H237ZM236 194V195H237ZM23 195V194H22ZM29 195V194H28ZM63 195V194H62ZM61 195V196H62ZM241 195V194H240ZM24 196V195H23ZM30 196V195H29ZM34 196V194H33ZM36 196V195H35ZM39 196V195H38ZM78 196V195H77ZM137 196V195H136ZM139 196V195H138ZM211 196V195H210ZM238 196V201H239V195ZM252 193L251 195L249 196V199H252ZM63 197V196H62ZM215 197V196H214ZM221 197V195H220ZM232 197V196H231ZM230 197V198H231ZM234 197V196H233ZM256 197V195H255ZM254 197V199H255ZM78 198V197H77ZM133 198V197H132ZM208 198V197H207ZM262 198V197H261ZM261 198L258 200L261 202ZM47 199V198H46ZM119 199V198H118ZM215 199V198H214ZM234 199V198H232ZM248 199V200H249ZM37 200V199H36ZM42 200V199H41ZM140 200V199H139ZM210 200V199H208ZM245 200H247L245 198ZM256 200V199H255ZM264 200V199H263ZM43 201V200H42ZM144 201V200H143ZM222 201V200H221ZM233 200H231V203H232ZM253 201V200H252ZM257 201V200H256ZM255 201V203H256ZM257 201V202H258ZM20 202V201H19ZM46 202V201H45ZM126 202V201H125ZM196 202V201H195ZM216 202V201H215ZM245 203L247 201H244ZM4 203V202H3ZM42 203V202H41ZM44 203V202H43ZM119 203V202H118ZM217 203V202H216ZM222 204H224V202H221ZM240 203V202H239ZM249 203V201L247 202ZM251 203V202H250ZM253 203V202H252ZM254 203V204H255ZM54 204V203H53ZM59 204V203H58ZM103 204V202H102ZM210 204V203H209ZM226 204L228 205V202H226ZM242 204V203H241ZM263 204L264 206V203H261ZM3 205V204H2ZM44 205V204H43ZM123 205V204H122ZM192 205V204H191ZM207 205V204H206ZM212 205V204H210ZM217 205V204H216ZM226 205V206H227ZM230 205V204H229ZM232 205V204H231ZM234 205H236L234 203ZM243 205V204H242ZM245 205V204H244ZM243 205V207H245ZM250 205V204H249ZM1 206V205H0ZM19 206V205H18ZM17 206V207H18ZM69 206V204H68ZM71 206V205H70ZM103 206V205H102ZM106 206V205H105ZM154 206V205H153ZM179 206V205H177ZM218 206V205H217ZM237 206V205H236ZM123 207V206H122ZM120 207V208H122ZM126 207V206H125ZM124 207V208H125ZM135 207V206H134ZM133 207V208H134ZM207 207V206H206ZM209 207V206H208ZM214 207V205H213ZM216 207V206H215ZM238 207V206H237ZM242 207V206H241ZM242 207V208H243ZM250 207V206H249ZM40 208V207H38ZM35 208L33 207V210ZM80 209V208H79ZM126 209V208H125ZM130 209V208H129ZM128 209V211H129ZM135 209V208H134ZM210 209V208H209ZM221 209V208H220ZM232 209V208H231ZM235 211H237L235 208H233ZM240 209V207H239ZM247 209V208H246ZM9 210L10 209H6L3 213L4 214H0V230H2L1 228L4 227V226H7V229H14V224L16 223L17 221V218L16 216L12 215V214H8L9 213ZM49 210V209H48ZM60 210V208H59ZM93 210V209H92ZM98 210H99V207H98ZM145 210V209H144ZM173 210V209H172ZM206 210V209H205ZM251 210V208H250ZM68 211V210H67ZM94 211V210H93ZM101 211V210H100ZM104 211V210H103ZM151 211V210H150ZM155 211H156V208H155ZM158 211V210H157ZM211 211V210H210ZM222 211V210H221ZM227 211H229L227 209ZM262 213H261V217L264 216V208L263 210H261ZM70 212V211H69ZM78 212V211H77ZM98 212V211H97ZM111 212V211H110ZM109 212V213H110ZM127 212V211H126ZM132 212V211H131ZM174 213V210L172 211ZM1 213V212H0ZM57 213V212H56ZM60 213H62V210L60 211ZM105 213V211H104ZM124 213V212H123ZM181 213V212H180ZM215 213V212H214ZM221 213V212H220ZM219 213V214H220ZM224 213V212H223ZM222 213V215H223ZM230 213V212H228ZM236 213V212H235ZM249 213V212H248ZM64 214L63 213V217H64ZM89 214V213H87ZM98 214V213H97ZM114 214V213H113ZM131 214V213H130ZM129 214V215H130ZM158 214V213H157ZM218 214V213H217ZM219 214L217 215V217L219 216ZM226 214V213H224ZM234 214V212H233ZM251 214H253L252 212L249 213V215L247 216L246 219H248L249 216H251ZM49 215V214H48ZM74 215V213H73ZM78 215V213H77ZM76 215V216H77ZM102 215V214H101ZM100 215V216H101ZM123 215V214H122ZM168 215V213H167ZM215 215V214H213ZM227 215V214H226ZM260 215V214H259ZM43 216V215H42ZM47 216V214H46ZM120 216V215H118ZM224 216V215H223ZM222 216V218H223ZM55 217V216H54ZM90 217V216H89ZM111 217V216H110ZM116 217V215L114 216ZM125 217V216H124ZM132 217V216H131ZM187 216H185L184 219H187L186 218ZM216 217V218H217ZM226 217V216H225ZM49 218V217H48ZM100 218V217H99ZM118 218V217H117ZM155 218V217H154ZM171 218V217H169ZM244 218V217H243ZM77 219V218H76ZM133 219V218H132ZM140 219V218H139ZM212 219V218H211ZM215 219V218H214ZM230 219V218H229ZM245 219V221H246ZM50 219H47V218H41V216H33L32 217V222L34 223L33 226L35 227H38L39 228V235L37 236V238H35V242H34V246L35 247H40L39 245L41 246H45L47 245L46 243H48L49 245V242L47 241L46 242V236H45V231L47 230V222L49 221ZM153 220V219H152ZM151 220V221H152ZM180 220V219H179ZM250 220V219H249ZM120 221V220H119ZM126 221V220H125ZM158 221V220H156ZM172 221L173 220V217H172ZM177 221V219H176ZM186 221V220H185ZM184 221V222H185ZM213 221V219H212ZM245 221L243 220V222L245 223ZM258 221V220H257ZM25 222V221H24ZM62 222V221H61ZM118 222V221H117ZM143 222V221H142ZM146 222V221H145ZM183 222V221H182ZM181 222V223H182ZM183 222V223H184ZM32 223V224H33ZM122 223V222H121ZM133 223V221H132ZM155 223V222H154ZM180 223V224H181ZM222 223V222H221ZM231 223V222H230ZM29 224V223H28ZM27 224V225H28ZM61 224V223H60ZM63 224V222H62ZM72 224V223H71ZM77 224V223H76ZM83 224V223H82ZM115 224V223H114ZM127 224V223H126ZM160 224V222H159ZM173 224V223H172ZM175 224V223H174ZM264 224V223H263ZM22 225V223H21ZM38 225V226H37ZM55 225V224H54ZM59 225V224H58ZM105 225V224H103ZM117 225V224H116ZM123 225H125L124 223L121 224V227H123ZM129 225V224H127ZM176 225V224H175ZM183 225V224H182ZM219 225V224H218ZM218 225H217V228H218ZM226 225V224H225ZM231 224H229L230 226ZM241 225V224H240ZM240 225H238L240 227ZM244 225V224H243ZM246 225V223H245ZM94 226V225H93ZM113 226V225H112ZM120 226V225H119ZM142 226V225H141ZM165 226V225H164ZM180 226V225H179ZM212 226V225H211ZM221 226V224H220ZM219 226V227H220ZM30 227V226H29ZM63 227V225H62ZM72 227V226H71ZM88 227V226H87ZM125 227V226H124ZM138 226H136V229H137ZM153 227V225H152ZM206 227V226H204ZM210 227V226H208ZM214 227V225H213ZM216 227V226H215ZM77 228V227H76ZM81 228V227H80ZM86 228V227H85ZM117 228V227H116ZM127 228V227H126ZM131 228V227H130ZM140 228V227H139ZM148 228V227H147ZM183 228V227H182ZM211 228V227H210ZM242 228V226H241ZM62 229V228H60ZM92 229V228H91ZM95 229V227H94ZM119 229V228H118ZM121 229V228H120ZM129 229V228H128ZM127 229V230H128ZM184 229H187L184 228ZM205 229V228H204ZM222 229V228H221ZM227 229H230V227H227ZM235 229V228H233ZM82 230V229H81ZM87 230V229H86ZM126 230V229H125ZM141 230V229H140ZM144 230V229H143ZM154 230V229H153ZM169 230V228H168ZM208 230V229H207ZM216 230V229H215ZM218 230V229H217ZM238 230V229H237ZM236 230V231H237ZM256 230V229H255ZM20 231V230H19ZM51 229H49L48 232H50ZM53 231V230H52ZM54 231H57V228L56 230ZM59 231V229H58ZM76 231V230H75ZM78 231V230H77ZM138 231V229H137ZM136 231V232H137ZM205 231V230H204ZM221 233H223L221 230H219ZM224 231H225V228H224ZM229 231V230H228ZM233 230H231L230 232H232ZM249 231V230H248ZM3 232V231H2ZM47 232V231H46ZM126 232V231H125ZM131 232V231H130ZM133 232V230H132ZM140 232V231H139ZM145 232V231H144ZM143 232V233H144ZM170 232H171V229H170ZM176 232V231H175ZM208 232V231H207ZM213 232V231H212ZM218 232V231H217ZM229 232V233H230ZM241 232V231H240ZM256 232V231H255ZM9 233V236L12 235V233H14V231L12 232H8ZM34 233V232H33ZM54 233V232H53ZM52 233V234H53ZM169 233V232H168ZM177 233V232H176ZM185 233V232H184ZM205 233V232H204ZM6 234V233H5ZM47 234V233H46ZM81 234V233H80ZM79 234V235H80ZM108 231H105V235L107 236ZM153 234V233H152ZM151 234V235H152ZM167 234V233H166ZM191 236H193L194 234H191L189 233ZM199 234V233H198ZM214 235V233H212ZM219 234V233H218ZM231 234V233H230ZM235 234V232H234ZM1 235V234H0ZM34 235V234H33ZM48 235V234H47ZM77 235V236H79ZM93 235V234H92ZM97 235V233H96ZM104 235V236H105ZM118 235V234H117ZM154 235V234H153ZM160 235V234H159ZM158 235V236H159ZM185 235V234H184ZM189 235V236H190ZM197 234H195L196 236ZM216 235V234H215ZM225 235V233H224ZM227 235V233H226ZM262 235V234H261ZM2 236V235H1ZM72 236V235H71ZM100 236V234H99ZM110 236V235H109ZM113 236V235H112ZM161 236L163 237V235L161 234ZM160 236V238H161ZM174 236H175V233H174ZM177 236V235H176ZM223 236V235H222ZM229 236V234H228ZM233 236V234H232ZM255 236V235H254ZM7 237V236H5ZM75 237V236H74ZM115 237V236H114ZM131 237H132V234H131ZM167 237V236H166ZM196 237H199V236H196ZM201 237V235H200ZM1 238V237H0ZM76 238V237H75ZM80 238V237H78ZM83 237H81L82 239ZM93 238V237H92ZM95 238V237H94ZM99 238V237H97ZM108 238V237H107ZM122 238V237H121ZM129 238V237H128ZM159 238V239H160ZM171 238V237H170ZM169 238V240H170ZM183 238V237H182ZM188 238V237H187ZM244 238V237H243ZM252 238H255L252 236ZM252 238H251V241H252ZM264 237H262L261 239L263 240ZM3 239V238H2ZM8 239V243H9V238ZM31 238H29L30 240ZM59 239V238H58ZM69 239V238H68ZM80 239V241H81ZM132 239V238H131ZM163 239V238H162ZM245 239V238H244ZM248 239V238H247ZM11 240V239H10ZM27 240V239H26ZM49 240V239H48ZM51 240V239H50ZM74 240V239H73ZM78 240V239H77ZM75 240V241H77ZM84 240V238H83ZM102 240V238H101ZM106 240V238H105ZM104 240V241H105ZM109 240V239H108ZM126 240V239H125ZM129 240V239H128ZM168 240V239H167ZM166 240V241H167ZM168 240V241H169ZM178 240V238L176 239V241ZM213 240H214V237H213ZM220 240V239H219ZM231 240V239H230ZM256 240V239H255ZM260 240V239H259ZM1 241V240H0ZM5 241H6V238H5ZM17 242H23L24 239L21 237V235L16 239ZM28 241V240H27ZM69 241V240H68ZM67 241V242H68ZM103 241V242H104ZM155 241V240H154ZM172 241H173V237H172ZM212 241V239H211ZM216 241V240H215ZM232 241V240H231ZM237 241V239H236ZM243 240H241L242 242ZM247 241L248 240H244ZM264 241V240H263ZM74 242V241H72ZM79 242V241H78ZM77 242V244H78ZM90 242V241H89ZM126 242V241H124ZM163 242V241H161ZM193 242V241H192ZM214 242V241H213ZM238 242V241H237ZM239 241V243H241ZM255 242V241H254ZM258 242V241H257ZM256 242V243H257ZM6 243L5 246L3 245H0V256H1V252L3 249H5L7 246H9V244ZM101 243V242H100ZM107 243V241H106ZM106 243H103L106 245ZM110 243V242H109ZM166 243V242H165ZM176 243V242H175ZM174 243V244H175ZM185 243V242H184ZM222 243V242H221ZM251 243V242H250ZM253 243V241H252ZM1 244V243H0ZM13 244V243H12ZM19 244V243H18ZM73 244V243H72ZM75 244V243H74ZM96 244V243H95ZM94 244V245H95ZM102 244V245H103ZM121 244H124V243H121ZM167 244V243H166ZM188 244V242L186 243ZM185 244V245H186ZM219 244V243H218ZM224 244V243H222ZM228 244V243H227ZM229 244H230V241H229ZM261 244H263L261 242ZM260 244V245H261ZM11 245V244H10ZM14 246L17 245V244H13ZM67 245V243H66ZM93 243L91 244V251L92 252V246L94 247ZM109 245V244H108ZM115 245V244H114ZM113 245V246H114ZM130 244H128V247H129ZM178 245V244H177ZM208 245V244H207ZM246 245H249V244H246ZM251 245V244H250ZM18 246V245H17ZM68 246V245H67ZM96 246V245H95ZM122 246V245H121ZM166 246V245H165ZM181 246V245H180ZM189 246V245H188ZM209 246V245H208ZM218 246V245H217ZM231 246H233L234 248V243H231ZM242 246V245H241ZM254 246V245H252ZM257 246V245H256ZM259 246V245H258ZM22 247V246H21ZM23 247H25L23 245ZM41 247V248H43ZM75 247H77L75 245ZM87 247V245H86ZM85 247V248H86ZM97 247V246H96ZM117 247V246H116ZM164 247V246H163ZM168 247V246H167ZM198 247V246H197ZM220 247V246H219ZM224 247V246H223ZM225 247H226V244H225ZM230 247V245H229ZM9 248V247H8ZM33 248V247H32ZM40 248V249H41ZM66 248V247H65ZM110 248V247H109ZM119 248V246H118ZM186 248V247H185ZM191 248V247H190ZM196 248V246H195ZM228 248V246H227ZM232 249V247H230ZM14 250V247L12 248ZM18 249V248H17ZM20 249V248H19ZM27 249V248H26ZM29 249V248H28ZM57 249V248H56ZM76 249V248H75ZM84 249V248H83ZM116 249L113 247V250ZM132 249V247H131ZM159 249V248H158ZM162 249V248H161ZM164 249V248H163ZM174 249V248H173ZM189 249V248H188ZM194 249V248H193ZM198 249V248H197ZM225 249V248H224ZM246 249H248L247 247L245 249H243V252H240L239 254L235 255V257H233V260H231L230 264H251V262L249 261V259H245V261L243 262L242 259H243V255H245V252H246ZM259 249V247H258ZM23 250V249H20V251ZM44 250V248H43ZM47 252L49 250L46 249ZM81 250V249H80ZM89 250V248H88ZM130 250V249H129ZM177 250V249H176ZM190 250V249H189ZM188 250V252H190ZM217 250V249H216ZM215 250V251H216ZM227 250V249H226ZM225 250V252H226ZM229 250V249H228ZM234 250V249H233ZM232 250V251H233ZM242 250V249H241ZM256 250V249H255ZM12 251V250H11ZM10 251L11 255H12V252ZM19 251V253H20ZM30 251V249H29ZM36 251V250H35ZM39 251V250H38ZM57 251V250H56ZM73 251V249H72ZM131 251V250H130ZM167 251V250H166ZM209 251V250H208ZM224 251V250H223ZM230 251V250H229ZM258 251V250H257ZM25 252V251H24ZM81 252V251H80ZM89 252V253H90ZM112 252V251H111ZM114 252V251H113ZM121 252V251H120ZM124 252V251H123ZM169 252V251H167ZM174 252V251H173ZM177 252V251H176ZM6 253V252H4ZM9 253V252H8ZM15 253V252H14ZM28 253V252H27ZM34 253V252H33ZM44 253V252H43ZM116 253V252H115ZM122 253V252H121ZM180 253V252H179ZM192 253V252H190ZM221 253V252H220ZM229 253V252H228ZM248 253V252H247ZM257 253V252H256ZM255 253V254H256ZM21 254H22V251H21ZM54 254V252H53ZM58 254V253H57ZM75 254V253H74ZM83 254V253H82ZM85 254V253H84ZM87 254V253H86ZM118 254V253H116ZM128 254V252H127ZM171 254V253H168V255ZM224 254V253H223ZM232 254V253H231ZM60 255V254H59ZM70 255L71 254V251H70ZM76 255V254H75ZM91 255V254H90ZM101 255V254H99ZM113 256V254H111ZM119 255V254H118ZM130 256H132L130 253H129ZM167 255V256H168ZM172 255V254H171ZM175 255V254H174ZM222 255V254H221ZM221 255H219V257H221ZM253 255V254H251ZM16 257V254L14 255ZM18 256V255H17ZM55 256H58L55 254ZM64 256V255H63ZM83 256V255H82ZM125 256V255H124ZM123 256V257H124ZM164 256V255H163ZM166 256V255H165ZM179 256V255H178ZM227 256V254H226ZM22 257V256H21ZM26 257V256H25ZM65 257V256H64ZM73 257V256H72ZM85 257V255H84ZM92 258V256H90ZM109 257V256H108ZM183 257V256H182ZM181 257V258H182ZM187 257V256H186ZM190 257V256H189ZM194 257V256H192ZM246 257V256H245ZM250 257V256H249ZM27 258V257H26ZM40 258V257H39ZM100 258H102L100 256ZM113 258V257H112ZM116 258V257H115ZM126 258V257H125ZM180 258V257H179ZM180 258V259H181ZM191 258V257H190ZM189 258V259H190ZM10 259V258H9ZM13 260V258H11ZM19 259V258H18ZM57 259V258H56ZM81 259V258H80ZM97 259V258H96ZM114 259V258H113ZM112 259V261H113ZM164 259L166 260L167 258L164 257ZM170 259V257L168 258ZM188 260V257L186 258ZM193 259V258H192ZM225 258H223L224 260ZM78 260V259H77ZM76 260V261H77ZM116 259H114V262H115ZM122 260V259H121ZM230 260V259H229ZM4 261V259H3ZM14 261V260H13ZM19 261V260H18ZM99 261V260H98ZM104 261V260H103ZM120 260H118L119 262ZM127 261V260H126ZM219 261V260H218ZM255 261V260H254ZM8 262V261H7ZM17 262V261H16ZM41 262V261H40ZM97 262V261H96ZM124 262V261H123ZM167 262V261H166ZM227 262V261H226ZM23 263V262H22ZM27 263V261H26ZM43 263V262H42ZM80 263V262H79ZM84 263V261H83ZM165 263V262H164ZM5 264V263H4ZM11 264H13L11 262ZM15 264V263H14ZM61 264V263H60ZM95 264V263H94ZM109 264V262H108ZM116 264V263H115ZM120 264V263H119ZM125 264V263H124ZM209 264V263H208ZM253 264V263H252ZM259 264V263H257Z\"/></svg>","mask_w":264,"mask_h":264},{"label":"water","instance_id":"water-1","mask_svg":"<svg viewBox=\"0 0 264 264\" xmlns=\"http://www.w3.org/2000/svg\"><path fill=\"white\" fill-rule=\"evenodd\" d=\"M251 3L252 8L264 15V0H183L185 6L192 9L219 10L241 3Z\"/></svg>","mask_w":264,"mask_h":264},{"label":"built area","instance_id":"built-area-1","mask_svg":"<svg viewBox=\"0 0 264 264\" xmlns=\"http://www.w3.org/2000/svg\"><path fill=\"white\" fill-rule=\"evenodd\" d=\"M250 12V8L249 6L246 4H242L241 6L233 9L230 14H231V20L233 21H237V23L242 22L244 25H247L246 22H243L242 19H245V17L243 16L245 13ZM229 13V12H228Z\"/></svg>","mask_w":264,"mask_h":264}]
</instances>
